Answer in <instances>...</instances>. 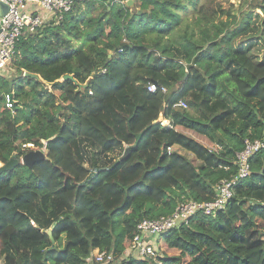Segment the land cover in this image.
I'll use <instances>...</instances> for the list:
<instances>
[{"label": "trees", "instance_id": "obj_1", "mask_svg": "<svg viewBox=\"0 0 264 264\" xmlns=\"http://www.w3.org/2000/svg\"><path fill=\"white\" fill-rule=\"evenodd\" d=\"M128 1L76 3L25 33L0 74V162L44 141L48 158L0 173V264H85L96 250L157 264L126 256L137 225L212 200L246 140L264 139V0ZM249 163L225 209L157 237L158 259L264 264V147Z\"/></svg>", "mask_w": 264, "mask_h": 264}, {"label": "built area", "instance_id": "obj_2", "mask_svg": "<svg viewBox=\"0 0 264 264\" xmlns=\"http://www.w3.org/2000/svg\"><path fill=\"white\" fill-rule=\"evenodd\" d=\"M93 0H0L8 6V11L0 15V74L7 72L13 65L17 56V44L25 33H33L48 21L60 22L66 13L70 12L76 3H84ZM151 92L161 91L167 93L165 86L151 83L148 86ZM186 107V102L179 100L176 104ZM6 107L15 114L14 101L10 94L6 95ZM46 147V141L43 142ZM24 147L37 149L34 144ZM264 147V139L245 142L244 149L238 152L236 164L238 174L230 180H222L215 185V197L209 201L198 202L187 200L177 205L170 215L155 219H144L137 225V232L132 243L125 251L126 255L132 254L137 258L154 260L157 264H164L158 259L161 255L156 239L159 235L179 225L188 223L195 214L202 212L205 215H213L225 209L229 200L234 196L235 183L250 174V159ZM221 149V146H212L211 150ZM46 149V148H45ZM170 150V148H169ZM4 164L0 162V167ZM113 251L96 250L88 256L85 264H119Z\"/></svg>", "mask_w": 264, "mask_h": 264}, {"label": "water", "instance_id": "obj_3", "mask_svg": "<svg viewBox=\"0 0 264 264\" xmlns=\"http://www.w3.org/2000/svg\"><path fill=\"white\" fill-rule=\"evenodd\" d=\"M132 2L133 0H129L128 4L131 5ZM7 11H8V6L4 3H0V15L5 14ZM25 76L35 77L36 75L31 74V73H26ZM69 78L71 79L73 77L71 75H66L64 77L65 80ZM130 147L131 146L126 147V154L125 156L122 157V160L126 157ZM45 159H48V158L43 148H40L38 150H30L22 157H18L17 155H14L6 164L0 167V173L3 171L12 170L20 163L32 169L35 162L43 161Z\"/></svg>", "mask_w": 264, "mask_h": 264}, {"label": "rangeland", "instance_id": "obj_4", "mask_svg": "<svg viewBox=\"0 0 264 264\" xmlns=\"http://www.w3.org/2000/svg\"><path fill=\"white\" fill-rule=\"evenodd\" d=\"M249 2H250V0H229V2L223 1V3L226 6H228L229 4H234L235 7L239 10L240 9H244V10L247 9L250 6ZM7 72H5V73L7 74ZM158 121L165 123L163 117H160V119ZM95 126L96 125L92 120H90L89 118H85L84 122H83L82 133L83 134H92V135L95 134L96 135L97 133H99V130ZM96 136L98 137V135H96ZM38 149L39 148L37 147V149H33V150H38ZM44 151L47 155V151L45 148H44Z\"/></svg>", "mask_w": 264, "mask_h": 264}, {"label": "clouds", "instance_id": "obj_5", "mask_svg": "<svg viewBox=\"0 0 264 264\" xmlns=\"http://www.w3.org/2000/svg\"><path fill=\"white\" fill-rule=\"evenodd\" d=\"M166 123H168V122H165V123H163V124H166ZM40 149V148H39ZM33 150V149H32Z\"/></svg>", "mask_w": 264, "mask_h": 264}, {"label": "crops", "instance_id": "obj_6", "mask_svg": "<svg viewBox=\"0 0 264 264\" xmlns=\"http://www.w3.org/2000/svg\"><path fill=\"white\" fill-rule=\"evenodd\" d=\"M127 256V255H126Z\"/></svg>", "mask_w": 264, "mask_h": 264}]
</instances>
